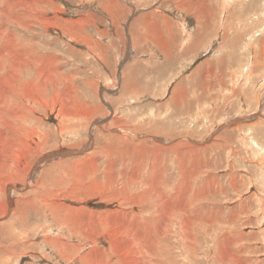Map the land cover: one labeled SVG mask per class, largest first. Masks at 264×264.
<instances>
[{
	"label": "rangeland",
	"instance_id": "374dc122",
	"mask_svg": "<svg viewBox=\"0 0 264 264\" xmlns=\"http://www.w3.org/2000/svg\"><path fill=\"white\" fill-rule=\"evenodd\" d=\"M0 174V264H264V0H0Z\"/></svg>",
	"mask_w": 264,
	"mask_h": 264
},
{
	"label": "bare ground",
	"instance_id": "6f19581e",
	"mask_svg": "<svg viewBox=\"0 0 264 264\" xmlns=\"http://www.w3.org/2000/svg\"><path fill=\"white\" fill-rule=\"evenodd\" d=\"M15 63H16V62H15ZM17 63H18V61H17ZM68 112H69V110H68ZM77 113H78V112H77ZM66 114H67V113H66ZM68 116H69V113H68ZM68 116H67V117H68ZM76 117H77V116H76ZM76 117H75V118H76ZM78 119H79V118H78ZM69 120H71V119H69ZM5 124H6V123H5ZM67 128H69V127H67ZM35 132H36V131H35ZM47 136H48V135H47ZM24 139H25V137H24ZM19 140H20V139H19ZM8 141H9V140H8ZM9 144H10V143H9ZM25 145H26V144H25ZM15 146H17V145L15 144ZM12 147H13V146H12ZM17 148H18V147H17ZM18 149H19V148H18ZM22 149H23V148H22ZM17 155H18V154H17ZM18 156H19V155H18ZM19 160H20V159H19ZM12 164H13V163H12ZM17 165H18V164H17ZM8 168H10V167H8ZM12 169H13V171H14V174H17V176H19L18 173L21 172V171H20L21 169L19 170L17 166H12ZM17 169H18V171H17ZM15 171H17V172H15ZM11 173H12V172H11ZM0 175H1V174H0ZM6 175H9V174L7 173ZM22 175H23V174H22ZM3 176H4V175H3ZM3 176H2V178H5V179H6L7 176H6V177H3ZM23 176H24V175H23ZM19 177L21 178V176H19ZM2 178H1V179H2ZM5 179H4V180H5ZM12 179H13V178H12ZM12 179H10V180H12ZM17 179H18V178H17ZM8 180H9V179H8ZM0 181H1V180H0ZM10 184H11V183H10ZM10 184L8 183V185H10ZM12 184H13V183H12ZM6 185H7V184H6ZM14 185H15V184H14ZM45 192H46V191H45Z\"/></svg>",
	"mask_w": 264,
	"mask_h": 264
}]
</instances>
